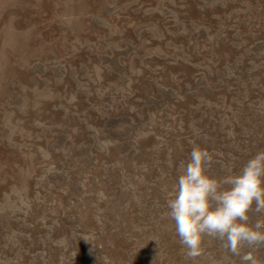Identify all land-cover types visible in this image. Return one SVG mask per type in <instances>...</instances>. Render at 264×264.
Instances as JSON below:
<instances>
[{"label":"rangeland","instance_id":"1","mask_svg":"<svg viewBox=\"0 0 264 264\" xmlns=\"http://www.w3.org/2000/svg\"><path fill=\"white\" fill-rule=\"evenodd\" d=\"M195 146L264 149V0H0V264H242L166 216Z\"/></svg>","mask_w":264,"mask_h":264},{"label":"clouds","instance_id":"2","mask_svg":"<svg viewBox=\"0 0 264 264\" xmlns=\"http://www.w3.org/2000/svg\"><path fill=\"white\" fill-rule=\"evenodd\" d=\"M212 161L208 149L193 147L167 200L185 258L195 262L207 237L242 264H264L257 255L264 249V149L222 176L210 172Z\"/></svg>","mask_w":264,"mask_h":264}]
</instances>
